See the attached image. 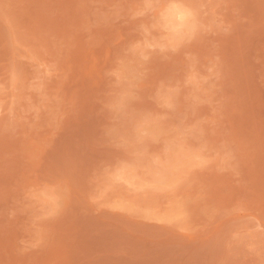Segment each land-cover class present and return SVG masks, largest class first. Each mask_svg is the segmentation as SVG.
Segmentation results:
<instances>
[{"label":"rangeland","instance_id":"obj_1","mask_svg":"<svg viewBox=\"0 0 264 264\" xmlns=\"http://www.w3.org/2000/svg\"><path fill=\"white\" fill-rule=\"evenodd\" d=\"M0 264H264V0H0Z\"/></svg>","mask_w":264,"mask_h":264}]
</instances>
